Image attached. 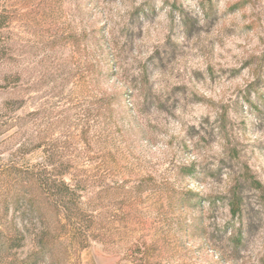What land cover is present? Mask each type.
I'll list each match as a JSON object with an SVG mask.
<instances>
[{"label": "rangeland", "instance_id": "rangeland-1", "mask_svg": "<svg viewBox=\"0 0 264 264\" xmlns=\"http://www.w3.org/2000/svg\"><path fill=\"white\" fill-rule=\"evenodd\" d=\"M12 161L77 184L62 264H264V0H0V221L34 220Z\"/></svg>", "mask_w": 264, "mask_h": 264}, {"label": "trees", "instance_id": "trees-1", "mask_svg": "<svg viewBox=\"0 0 264 264\" xmlns=\"http://www.w3.org/2000/svg\"><path fill=\"white\" fill-rule=\"evenodd\" d=\"M49 165L52 164L27 165L12 161L4 169L6 176L2 182L10 193L14 210L23 209V215L32 214L34 220L23 217L20 223L0 221V264H62L64 254L86 246L87 232L76 228V224L70 222V215L63 217L72 210L71 204L78 210L81 194L77 184L68 181L62 173L57 175L49 170ZM244 175L264 194V186L250 171L246 170ZM241 203L239 195L235 194L231 204L233 215L240 212ZM54 212L55 224H43ZM82 212L80 209L79 213ZM30 235L34 237L35 247L19 257L18 251L24 248Z\"/></svg>", "mask_w": 264, "mask_h": 264}]
</instances>
